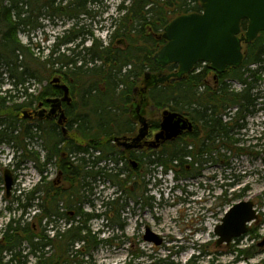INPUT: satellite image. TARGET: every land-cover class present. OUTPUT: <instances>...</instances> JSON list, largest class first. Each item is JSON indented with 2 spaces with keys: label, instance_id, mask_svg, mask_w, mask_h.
Returning <instances> with one entry per match:
<instances>
[{
  "label": "trees",
  "instance_id": "trees-1",
  "mask_svg": "<svg viewBox=\"0 0 264 264\" xmlns=\"http://www.w3.org/2000/svg\"><path fill=\"white\" fill-rule=\"evenodd\" d=\"M102 1L0 0V77L3 72H8L17 86L25 81L24 76L42 82L40 77L48 78L57 73L65 78H71L72 88L78 87L80 92L72 105V139L67 141L55 132L54 127L47 130L44 128L43 132L50 135L52 142L44 163L39 164V156L31 151L26 155L27 159L34 162L41 179L29 190L17 195L15 201L24 212L28 208L39 210L33 215L34 220L38 221V232H34L29 223H21L20 218H11L2 231L0 264H25L29 255L36 257L38 264H84L82 259L84 255L91 254L102 243L113 242V239L107 241L97 238L87 226L89 220L100 216L84 212L80 206L87 198L84 192L92 190L88 178L96 176L107 178L119 188L123 187V190L124 186L131 182L136 190L129 194L137 197L142 193L144 185H138L133 177L140 179L141 169L144 168L143 171L148 172L150 166H159L164 172L173 170L176 178L195 176L197 161L199 158L203 161L205 153H211L214 146L228 147L236 142L231 139L209 143L196 142L193 138L186 142L176 139L147 154L134 150L126 152L113 144L114 136L134 129L127 105L131 101L133 87L138 79L149 68L153 74L162 71L153 63L151 56L164 44L162 32L165 26L176 16L200 12L201 4L199 0H121L116 5L118 19L116 16L109 17L110 28L113 30L108 41L104 43L94 37L90 27L82 25L78 27L80 17L92 19L96 16L92 8L99 6L98 3ZM42 10L45 12L42 13ZM62 16L73 20L74 24L63 30L61 35H56L47 56L38 63L29 47L20 43L17 38L18 32H25L29 36L30 33L43 28L40 27L39 18ZM240 27L242 31L245 29V20L240 21ZM86 40H90L89 46L84 45ZM254 63L258 64L256 69L250 67ZM263 64L264 34H261L247 45L240 71L231 70V77L237 78L240 82L244 83L247 78L251 79L246 89L240 92L229 90L224 83V93L220 84L214 89L204 87V90L200 91V87L205 84L207 66L203 65L197 71L196 68L199 66L197 64L194 70L179 81L153 84L146 97L149 96L156 107H167L179 114L197 113L199 109L194 105H200L202 113L210 110V105H213L217 112H221L226 106L253 102L254 99L250 95L252 82L260 78L259 73L264 69ZM175 66L172 64L168 68L171 70ZM52 90L55 89L47 84L37 96L24 91L26 101L11 105H7V102L13 95L0 96V144L15 142L16 147L19 146L26 151L25 139L42 137L37 131L36 124L22 127L25 120L19 118V111L23 107L31 108L41 97L52 95ZM18 126L20 130L16 131ZM216 126L217 131L223 129L219 117L216 119ZM152 128H157V125ZM239 151L242 152L241 149ZM130 159L136 161V169H133L129 162L128 166L124 164V167L117 168L115 172L109 168L94 170L101 160L111 161L117 165L121 160ZM47 163L56 166L57 182L66 183L69 188L55 187L56 180H45L42 176V167ZM120 174L126 176L119 178ZM123 190L121 191L126 192ZM121 196L103 201L105 206L103 215L107 219L109 210L116 212L124 206V203H119ZM71 209L73 214L69 215ZM110 219L111 222L123 227V223L117 217ZM60 220L67 224L63 231L57 225ZM49 229L54 231L53 236L48 235ZM24 241L27 242L29 249L22 255L21 246ZM76 243H80L81 246L74 247ZM49 247L52 252L45 256L49 252L45 248ZM254 248H238L235 252L238 258L250 257L255 252ZM3 252L8 254L7 259L2 255ZM161 261L163 260L150 264H159Z\"/></svg>",
  "mask_w": 264,
  "mask_h": 264
},
{
  "label": "rangeland",
  "instance_id": "rangeland-1",
  "mask_svg": "<svg viewBox=\"0 0 264 264\" xmlns=\"http://www.w3.org/2000/svg\"><path fill=\"white\" fill-rule=\"evenodd\" d=\"M120 1L103 0L102 3H98L99 6L92 8L96 16L92 19L80 17L78 27L79 25L90 27L94 37L106 43L113 30L108 27L110 25L108 17L116 16L118 19L119 14L116 11V5ZM38 21L43 28L30 33L29 36L25 32H18L17 38L20 43L29 47L34 54L33 56L37 58L36 61L41 63L47 56L49 47L56 40V35H61L62 31L72 27L74 22L66 16L50 19L39 18ZM84 45L89 46L90 40H86ZM61 51L64 50L61 49ZM35 69H33L34 72ZM147 70L153 73L151 68ZM57 75L59 74L54 73L48 78L40 77L42 82L24 76L25 81L15 86L14 79L9 77V73L3 72L0 77V96L13 95L12 98H9L7 105L22 103L26 101L24 91L37 96L52 77ZM40 76L42 75L40 74ZM259 76L260 78L254 81L250 90L252 98H257L253 102V106L250 107V111L251 109L253 112L256 109L258 111L255 115L251 113L242 115L245 118L240 122L245 123V130L235 126L233 120L221 116L222 124L225 121L228 122V126L233 123V132L229 133V136L232 137L229 139L236 142H233L232 146L229 147L217 148L214 146L216 148L210 151L212 152L211 156L214 157L213 161L204 164L198 177L189 176L185 180H178L176 183L171 179L174 172H167L165 175L161 172L159 166H150L148 172H144L143 168L139 171V175L142 174L140 179L133 177L138 185H144L142 193L137 197H134V194L132 196L129 194V192L133 193L136 190L130 184L131 182H128L123 190V187L119 188L107 178L99 176L88 178L92 190L90 192L84 190L87 198L80 205L82 211L90 214L100 211L99 207L102 202L110 196L114 198L122 195L119 203H124V206L116 212L115 210H109L108 213L109 219L106 221L109 228L103 237L114 235L116 239L113 244L110 246L99 245L91 254L84 255L82 257L84 264H150L160 259L163 261L159 264H264V246H258L257 244L264 238V70H262V74L259 73ZM62 79L69 82L65 77ZM142 79L143 76L138 79L134 86L139 87ZM210 84H212L211 79ZM229 85L231 87L228 86V88L235 91L242 90L241 83L235 80L229 81ZM72 89L75 98H78V95H80L78 87ZM144 98L145 100L141 101L140 97L137 96L136 104L139 102L146 115L152 117L157 113V110L152 111L151 107L156 106L149 96L146 97L145 95ZM130 105H133L132 109L134 110L135 103L133 100L129 102L127 109ZM234 106L239 107L237 104L231 105L229 108L231 114L235 112L236 107ZM22 109L29 108L23 107ZM253 120L261 122L257 128L251 127ZM17 124L19 125L20 122H17ZM27 125H34V123L25 120L22 127ZM251 128L254 130L253 132L250 131ZM19 130L20 127L18 126L16 131ZM37 131L42 137L25 139L26 151L19 146L16 147L15 142L0 144V245L2 243L3 228L11 218H20L21 223H29L32 230L38 232V221L34 220L33 215L39 210L28 208L24 212L15 201L17 195L26 192L41 179V174H39L34 162L27 159L26 155L30 151L37 154L39 164H43L45 155L52 146L50 135ZM239 149L242 150V153L238 152ZM107 163V160H102L94 170L110 167L109 169L115 172L117 167L118 169L124 167V164L128 166L129 160L121 161L116 165L117 167L110 166V164L107 166ZM42 168V176L45 177L46 181L56 180L55 187L66 186L65 188H69L68 184L57 182L56 166L53 163H47ZM5 169L10 171L13 179L8 196H6L3 179ZM125 176V174H120L118 177L123 178ZM115 189L118 191L116 196L113 195ZM242 200H251L254 203L258 218L251 222V230L247 234L226 246L216 247L215 225L220 223L224 212L229 206ZM72 212L73 209L69 210V215H72ZM116 217L123 223V227L111 222L110 218ZM57 225L60 226L61 231L67 227L63 220L58 221ZM87 226L97 238H100L101 235L97 234V229L100 227L98 220H89ZM146 228L162 238L160 245H155L143 239ZM47 233L49 236L54 235V231L50 229ZM77 245L81 246L80 243ZM252 247H255L252 256L238 258L235 249ZM21 248L23 255L29 249L27 242L24 241ZM45 249L49 251L45 256L50 255L51 248ZM2 255L7 259V253L3 252ZM25 264H38L37 258L29 255Z\"/></svg>",
  "mask_w": 264,
  "mask_h": 264
},
{
  "label": "water",
  "instance_id": "water-1",
  "mask_svg": "<svg viewBox=\"0 0 264 264\" xmlns=\"http://www.w3.org/2000/svg\"><path fill=\"white\" fill-rule=\"evenodd\" d=\"M200 12L182 14L172 19L164 28L162 37L165 44L158 49L152 60L156 65L165 67L167 64L176 63L178 70L168 75H160L153 79V83H163L170 77L178 79L189 72L194 64L205 62L210 69L222 72L227 66H238L242 61V42L248 43L260 32H264V0H199ZM247 20L244 34L240 33L239 23ZM149 73L146 72L145 79ZM58 82L57 77L52 79ZM63 90L62 98L49 99L50 109L48 114H54L60 109L61 101L69 102L68 87L66 84H57ZM34 112H21L22 118L31 117ZM64 115H59V124L63 123ZM138 133L130 140H121L114 137L117 144L126 148L140 147V141L148 131V124L140 117ZM187 126L186 121L177 113L163 111L160 130L155 134V140H169L181 134ZM6 195L13 184L11 173L5 169L3 173ZM258 217L257 211L251 200H242L234 203L225 212L221 222L215 226L217 235L216 245L229 244L231 240L247 232V224ZM143 238L147 241L160 244L161 238L148 228ZM264 246V238L258 243Z\"/></svg>",
  "mask_w": 264,
  "mask_h": 264
},
{
  "label": "flooded vegetation",
  "instance_id": "flooded-vegetation-1",
  "mask_svg": "<svg viewBox=\"0 0 264 264\" xmlns=\"http://www.w3.org/2000/svg\"><path fill=\"white\" fill-rule=\"evenodd\" d=\"M59 0H57L58 2ZM27 7V6H26ZM45 12L42 10V13ZM48 19V18H46ZM42 27V26H40ZM207 66V71H206V78H205V84H203V87H200V91L204 90L203 88H207L210 87L211 89H214L215 86H221L222 88V93H224V89H223V85L224 83L227 84V87H231L229 85V81L233 80L234 77H231V70H234L231 67H227L225 70H223V72H217L214 70L209 69L208 65ZM169 66H167L166 68H164L162 70V72L167 71L166 73H172L174 71L177 70V67H173L171 70H168ZM203 67V64L199 63L198 69L197 71H199V69H201ZM202 71V70H201ZM200 71V72H201ZM153 76V77H152ZM57 77L59 79L58 82H53L52 80H50V85L52 86V88H54L55 90L53 91L52 95H48L46 96L43 100L42 98H39L31 108L28 109V112H34L35 114H33L31 117H28L27 120L36 124L37 126V130H39V132H43V129L45 128V130H47L49 127H54L55 132L59 133L60 136L64 137L67 141L72 139V132H73V115L71 114L72 111V105L73 102L75 101V96L73 93V89H72V79L71 78H66L69 80V82H65V80H63V76L62 75H57L54 76ZM52 77V78H54ZM154 79V75L152 73H150V75L148 76L147 79H142L140 81V86L133 87V98L131 97V100L134 101L135 106H134V110L132 109L133 105H130L128 107V113L130 116V119H132L131 121L134 123V129L131 132H126L123 135L127 137V139H131L133 136H135L138 132V129L140 127V121L139 118L142 117L145 119V121L148 124V131L147 134L145 135L144 138L141 139L140 142V147H137L136 152H142V153H151V151L153 150H159L161 149V147L167 143L173 142L176 139H178L179 141H190L192 138L196 141V142H212V141H217V140H226L228 141L230 137L229 133L232 131L233 132V123L230 124L228 126V122L225 121V123H221V125L223 126V129H221L220 131H217V126H216V119L219 117L221 120V116L227 118L228 120H233V122H235V126H240L239 122L245 118V116L242 117V115L244 113L248 114H254L258 111V109H256L254 112L250 111V107L253 106V102L256 101L257 98L254 97V100L252 103L246 104L243 103L242 105H239L238 107V111H240V114H237L235 116V119L232 117L231 112L228 111V109L230 108V106H226L225 109L221 112H217L214 108L213 105H210V110H208L206 113H202V107L200 105H194L195 108L199 109V111H197V113L195 114H191V115H187V114H182L180 113L179 115L181 117H183V119H185L187 126L182 130L181 134H179L176 138H174L173 140H164L162 141V138H159L158 140H156L154 142L155 139V133L159 130V126H160V122L162 120L163 117V111L165 109L170 110L167 107H163V108H156V107H151L152 111L153 110H157V113L154 114L152 117H149L146 115V113L144 112L143 108L141 107V104L139 105L136 104L137 102V96L140 97L141 101H144L145 98L144 96L146 95V93L149 91V89L152 86V80ZM210 79L212 84H210ZM175 79H168L167 83H171L172 81H174ZM222 81V82H221ZM221 82V83H220ZM48 83V84H49ZM57 84H66L68 86V96L70 98L69 102L66 101H61L60 103V109H58L54 114H48L49 113V109H50V102L49 99H54V98H62L63 96V90L59 87H57ZM254 84V81L252 82V86ZM242 88L246 89L248 87V81L244 82L241 84ZM202 86V85H201ZM242 89V90H244ZM229 90H232L229 88ZM246 94V93H245ZM139 100V99H138ZM154 108V109H153ZM261 110V109H260ZM63 113L64 115V119H63V123L59 124L58 120H59V115L60 113ZM21 115V113H19ZM238 118V119H237ZM157 125V128L153 129L152 127H154V125ZM75 125V124H74ZM226 132V133H225ZM121 150H124L126 152H129L131 150H126L124 149L125 147L123 146H119ZM198 152V149L196 150ZM79 156H81L82 154H78ZM205 157L208 158L210 156V153H205ZM197 156V153H196ZM199 158V156H198ZM211 157H209L210 159ZM207 162L202 163V159L199 158V160L197 161V166H198V172L201 171L203 169L204 164H208L209 160ZM201 163H198V162ZM204 161V160H203Z\"/></svg>",
  "mask_w": 264,
  "mask_h": 264
}]
</instances>
